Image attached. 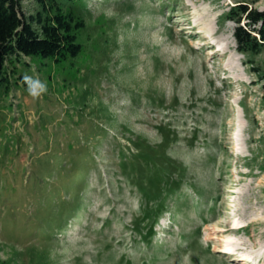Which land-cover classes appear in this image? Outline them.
Masks as SVG:
<instances>
[{
    "label": "rangeland",
    "instance_id": "rangeland-1",
    "mask_svg": "<svg viewBox=\"0 0 264 264\" xmlns=\"http://www.w3.org/2000/svg\"><path fill=\"white\" fill-rule=\"evenodd\" d=\"M84 2L79 59L0 96V264H264V82L221 20L264 0Z\"/></svg>",
    "mask_w": 264,
    "mask_h": 264
},
{
    "label": "trees",
    "instance_id": "trees-1",
    "mask_svg": "<svg viewBox=\"0 0 264 264\" xmlns=\"http://www.w3.org/2000/svg\"><path fill=\"white\" fill-rule=\"evenodd\" d=\"M20 2L0 0V96H7L22 80L17 69L30 67L25 59L74 63L83 52L79 32L85 28L84 0H36L37 11L27 17ZM221 20L235 24V50L249 58L251 70L264 82V9L237 2ZM259 55H263L260 69L251 59Z\"/></svg>",
    "mask_w": 264,
    "mask_h": 264
},
{
    "label": "clouds",
    "instance_id": "clouds-1",
    "mask_svg": "<svg viewBox=\"0 0 264 264\" xmlns=\"http://www.w3.org/2000/svg\"><path fill=\"white\" fill-rule=\"evenodd\" d=\"M21 82L26 86V91L34 100L48 92V85L39 78V76H31L25 74Z\"/></svg>",
    "mask_w": 264,
    "mask_h": 264
},
{
    "label": "bare ground",
    "instance_id": "bare-ground-1",
    "mask_svg": "<svg viewBox=\"0 0 264 264\" xmlns=\"http://www.w3.org/2000/svg\"><path fill=\"white\" fill-rule=\"evenodd\" d=\"M200 29V28H199ZM197 33H201V30H199V31H197ZM239 57V56H238ZM242 222H237V224L236 225H239L240 227H242L240 224H241ZM239 227V228H240ZM228 238V240L227 241H231V240H233V238L231 237V236H227ZM226 249H229V248H226Z\"/></svg>",
    "mask_w": 264,
    "mask_h": 264
}]
</instances>
